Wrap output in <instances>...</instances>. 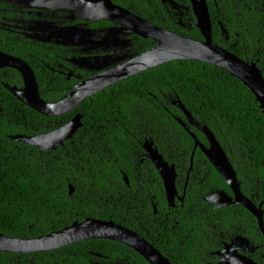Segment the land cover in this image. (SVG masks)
<instances>
[{"label":"trees","instance_id":"1","mask_svg":"<svg viewBox=\"0 0 264 264\" xmlns=\"http://www.w3.org/2000/svg\"><path fill=\"white\" fill-rule=\"evenodd\" d=\"M3 1L0 51L32 68L42 100H61L77 83L58 75L57 65L64 52L25 38L20 21L27 17L19 20L17 13L3 14ZM17 1L7 0L21 6ZM111 1L166 31L202 40L189 0H171L183 9L182 22L190 25L189 29L178 26L172 6L161 0ZM207 6L213 42L242 60H258L264 78V0H207ZM165 8L170 9L168 14ZM50 17L42 13L41 20L35 21H49ZM9 20L15 23L11 27ZM86 24L91 29L96 26ZM136 39L137 54L156 44L152 39ZM5 85L21 87L19 73L0 70L1 234L35 239L93 218L135 232L172 264H215V253L237 235L256 247L252 259L261 264L264 237L255 218L241 206L216 209L203 200L216 190L231 192L199 149L194 151L187 175L194 140L178 121L186 123L179 101L210 130L228 156L241 192L258 205L264 200V115L238 79L206 63L168 62L120 81L56 118L28 108ZM77 113L83 115L82 127L53 151L39 152L10 139L54 130ZM188 128L207 145L203 134ZM145 141H152L165 161L175 167L176 189L179 196L184 192V199L176 200L174 208L167 206L162 180L151 162L141 160ZM69 186L74 189L71 196ZM262 210L264 226V205ZM94 254L105 257L108 264H147L129 247L100 239L45 253H0V264H92L98 260Z\"/></svg>","mask_w":264,"mask_h":264},{"label":"water","instance_id":"2","mask_svg":"<svg viewBox=\"0 0 264 264\" xmlns=\"http://www.w3.org/2000/svg\"><path fill=\"white\" fill-rule=\"evenodd\" d=\"M35 1L36 3L33 2L31 7L52 11H57L55 9L68 10V19L66 25H59L52 20L35 21L33 24L30 22L27 27H25L26 25L21 27V30L25 32V34L23 33L24 37L39 43L72 47L78 55L71 60L73 66L92 72L101 71L76 84L61 100L47 102L42 100L39 95L38 84L32 68L24 60L0 51V70L5 68L15 70L22 78L21 87L5 85V88L17 100L25 102L28 108L42 116L51 118L63 116L76 109L86 99L120 81L168 62L179 60L206 63L235 77L252 93L264 115V78L257 65L258 60H242L213 42L207 0H189L196 21L195 27L199 30L202 40H193L166 31L114 4L111 0ZM161 1L164 4L172 5L174 10L178 11L181 8L177 7L176 3L171 0ZM17 2L19 3L21 0ZM51 17L59 20L61 16L54 15ZM76 21L83 22L76 23ZM100 21L114 25L112 27L114 30L107 35L105 33L101 40L96 30L91 29L86 24H97ZM120 32L136 35L143 39H152L156 44L150 50L128 61H124L125 58L117 57L118 61L123 60L124 62L105 70L103 68L108 65L107 60H110L112 56H85L89 52L94 54L101 47L114 45V39L118 38ZM221 34L225 35V39H228L223 28H221ZM177 103L185 116L186 123L181 120L178 121L194 140L187 175L192 170L194 151L199 149L231 192L229 195L223 190H216L204 196L203 200L207 204L214 205L216 209L230 205L241 206L255 218L257 226L264 236L262 210L264 200L256 205L241 192L236 172L213 134L205 125L197 122L179 101ZM82 118L83 115L77 113L67 123L54 130L35 136L15 135L11 136L10 139L14 142L36 147L39 152L53 151L75 135L78 129L82 127ZM187 126L196 128L203 134L207 145L200 143ZM142 148L144 153L141 160L148 159L151 162L162 180L167 206L174 208L176 200L183 202L184 199V192L182 196H179L176 189L177 174L174 165L165 161L152 141H145ZM123 180L128 186L129 182L126 175H123ZM73 192V187L69 186V196ZM154 212L156 213L155 208ZM91 239L109 240L127 246L139 254L147 264H172L135 232L112 221H101L93 218L74 222L59 231L35 239H14L0 233V253H45ZM254 250L255 247L251 246L246 238L237 236L230 244L224 245L223 249L216 253L219 258L218 264H256L247 256L239 253V251L253 252Z\"/></svg>","mask_w":264,"mask_h":264},{"label":"flooded vegetation","instance_id":"3","mask_svg":"<svg viewBox=\"0 0 264 264\" xmlns=\"http://www.w3.org/2000/svg\"><path fill=\"white\" fill-rule=\"evenodd\" d=\"M33 2L36 3L35 0L34 1L33 0H21V6L17 7L14 4H8L7 0H5V1H3V9H2L4 11L3 14H5L7 12L17 13L19 20L27 17L28 20L25 19V20L20 21L22 26H24V24H26L28 22L34 23L36 18H38V20H41L42 13H46V14L51 15V16L60 15L61 17H59V20H57L55 17H50V18L53 22L58 23L59 25H66V22L68 19V13H67L68 10H66V9H59V10L55 9L57 11L45 10V9L42 10L38 7H31ZM168 5H170V4H168ZM170 6H172V5H170ZM171 10H173V13L178 20L177 21L178 26L180 28L186 27L189 29L190 25L185 26V24L182 22V18L184 16L183 9L179 8V10L177 11V10H174L173 8H171ZM164 11H165V13L168 14V12H170V9L165 8ZM81 22H83V21H81ZM103 22H105V21H100L96 24L95 27H93L94 28L93 30H96L97 35H98L100 40L105 35V33L107 35L108 33L112 32L114 30L112 28L114 25L109 23V22H106V25H102V26L99 25L98 26L99 23H103ZM180 22H182L183 24ZM13 24H15L14 21L9 20V27H11ZM7 29H9V28L7 27ZM136 38H138V36L128 35L126 33L120 32L118 38L116 37L114 39V45H109L108 47H101V48H99V51H96L94 54L89 52V53L85 54V56H108V55L112 56L110 58V60H107L108 65L103 68V70H105L109 67H112V66L118 64V63L128 61V60L133 59V58L137 57L138 55H140V54H137V39ZM135 42H136V47H135ZM52 46L58 47L65 54L61 60V64H58L57 68H58V75L65 77V79L67 81L75 80V81H77L76 84H78L81 81H84V80L96 75L97 73L101 72V71L92 72V71L82 70V69H79L78 67L73 66V63L71 62V60L74 58L73 56H75V55L72 53V50H73L72 47L59 46V45H52ZM76 57H78V56H76ZM117 57L118 58L122 57L125 59H124V61L123 60L118 61ZM237 236H240V235H237ZM237 236H235V237H237ZM241 237H244V236H241ZM234 238H232L229 241V243H226V244H230ZM244 238H246V237H244ZM226 244H224V245H226ZM251 246H253V245H251ZM255 251H256V247H255V250L253 252H251V251H239V253H241V254L247 256L248 258H250L251 260H253L252 256L254 255ZM216 253H215V255H216ZM94 255L98 258V260L94 261L92 264H108L107 262H105V260H106L105 257L100 256L99 254H94ZM216 257H217V255H216ZM218 262H219V258L217 257V262L215 264H218ZM256 264H258V263H256ZM261 264H264V256L263 255H261Z\"/></svg>","mask_w":264,"mask_h":264}]
</instances>
